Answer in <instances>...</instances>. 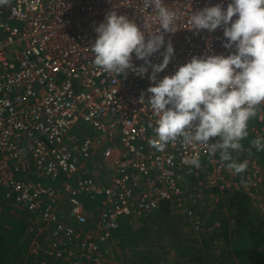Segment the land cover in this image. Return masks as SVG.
<instances>
[{
    "label": "built area",
    "instance_id": "built-area-1",
    "mask_svg": "<svg viewBox=\"0 0 264 264\" xmlns=\"http://www.w3.org/2000/svg\"><path fill=\"white\" fill-rule=\"evenodd\" d=\"M164 2L176 13V32L165 36L175 54L158 80L194 56L229 54L223 28L196 32L190 16L230 0ZM113 10L146 34L159 30L152 0H0V189L26 212L34 240L25 256H42V264H103L123 222L163 204L197 235L211 231L196 202L216 190L254 196L263 177L249 149L236 151L233 160L248 164L236 174L203 145L150 144L157 119L148 105L151 68L137 75L144 61L134 54L121 76L94 64V29ZM163 51L150 57L153 64ZM248 133L264 137V104ZM193 157L199 168L185 163Z\"/></svg>",
    "mask_w": 264,
    "mask_h": 264
},
{
    "label": "clouds",
    "instance_id": "clouds-1",
    "mask_svg": "<svg viewBox=\"0 0 264 264\" xmlns=\"http://www.w3.org/2000/svg\"><path fill=\"white\" fill-rule=\"evenodd\" d=\"M152 6L160 27L150 34L134 20L110 11L94 29V64L121 76L133 68L134 54L144 61L134 69L137 75L143 78L151 68L148 79L155 86L147 89L148 105L157 119L150 144L161 148L177 141L183 146L203 145L213 154L219 152L228 169L245 172L247 161L235 162L232 153L243 150L241 141L249 135V122L264 104V0H230L227 7L217 4L193 11L192 30L214 33L223 28L222 46L229 54L194 56L162 80L157 74L167 69L175 54L165 36L176 32V13L164 0H152ZM161 49L162 63L153 64L150 57ZM251 147L264 151V137L252 140ZM185 163L200 167L197 157Z\"/></svg>",
    "mask_w": 264,
    "mask_h": 264
},
{
    "label": "trees",
    "instance_id": "trees-1",
    "mask_svg": "<svg viewBox=\"0 0 264 264\" xmlns=\"http://www.w3.org/2000/svg\"><path fill=\"white\" fill-rule=\"evenodd\" d=\"M262 164L264 165V163ZM216 192L222 197L217 203V210H214L215 212L212 211V215L209 217V220L206 219V223L213 227L219 223V227H215L211 231L205 230L201 233L200 236L203 248L206 252L216 251L217 246L215 242L222 239L227 245V249L223 252L224 256L222 259L216 258L214 260L217 264H219V262L220 264H264V220L261 218V213L258 209L254 207L251 196L244 192L237 191L234 193H221L219 190H216ZM9 209L5 211L3 209L1 211L2 215L0 216V264H15L16 260L26 257L25 254L27 252L25 251V253L17 255L11 249L13 243L15 244L16 242V237L20 235V228L18 227L17 231H12V228L9 227L11 225L10 223H13L10 222L13 210L12 208ZM170 213L168 204H163L160 211L148 216L139 217L140 225L137 226L136 224V227L135 223L137 222L130 224L128 221H124L120 229L116 231L115 236L124 232L127 236L117 237H122L120 243L122 247L128 246L131 242L130 236H132L134 232L136 233L137 229L140 230L139 233H145L147 235L148 233H153L155 230L153 226L155 224L163 223L166 224L167 227H171L173 221L170 222L171 224L167 221H154V219L157 218H161V221H165L166 217L168 220V216L171 215ZM150 217L151 219H149ZM157 230L160 231L161 227ZM173 231L174 230H171L170 232ZM140 237L144 240L148 239V237L143 235ZM198 253L199 256L193 259V262L196 264L197 262L202 263L204 260V256L200 255V250ZM32 259L36 258H30L29 260Z\"/></svg>",
    "mask_w": 264,
    "mask_h": 264
},
{
    "label": "rangeland",
    "instance_id": "rangeland-1",
    "mask_svg": "<svg viewBox=\"0 0 264 264\" xmlns=\"http://www.w3.org/2000/svg\"><path fill=\"white\" fill-rule=\"evenodd\" d=\"M241 143L243 145V150L245 149L247 151H252L255 155L256 160L258 161V164H261L263 167V177L261 183L259 184L258 190L255 193V201H257L256 203L257 205H259V207L264 208V165L262 164L264 163V151L258 152L255 148L253 149L248 139L241 141ZM232 156L233 158H239V154L237 152H233ZM204 197V199L198 200L194 207L201 215L202 219L206 221V219L209 220V217H211L212 211L215 212L214 210H217V203L222 196L219 195L218 192H211L204 194ZM168 217V220L166 217L165 221L161 222L167 221L168 223H170L171 221H174L176 219L173 218L172 215H169ZM179 221L184 225V227H181L175 232H167V230H163L160 232L159 230L155 229L152 234L148 233L147 236L145 233H139L140 230L137 229L136 233L134 232L132 236L129 235L131 239L130 244L124 247L120 245L122 237L117 236L125 237L127 235L124 234V232H122V234L120 235H116L113 239V255L107 256L108 261H105L103 264H196L195 262H193V259L199 256V250L201 252L200 255L204 256V260L202 261V263L197 262V264H217L214 260L216 258L222 259V257L224 256V254L222 253L225 251V249H227V245L225 244V242L222 239L217 240L215 242V245L217 246L216 251L213 250L210 252H206L203 248L202 239L200 236L201 233L198 236L190 227V225L188 223H185L183 219ZM136 222L137 223H135V227L136 224L137 226L140 225L138 218H136ZM209 226L210 225H207L206 228L208 229ZM142 235L148 237V239L144 240L142 237H140ZM171 237H173L172 240ZM30 247L31 245H29L28 243L27 248L29 249ZM161 247H166V249L168 248V250L164 249L162 253L160 252ZM219 250H221L220 253ZM20 254L21 252L19 253L18 251L17 255ZM20 260L21 259L16 260L15 262H19Z\"/></svg>",
    "mask_w": 264,
    "mask_h": 264
},
{
    "label": "crops",
    "instance_id": "crops-1",
    "mask_svg": "<svg viewBox=\"0 0 264 264\" xmlns=\"http://www.w3.org/2000/svg\"><path fill=\"white\" fill-rule=\"evenodd\" d=\"M255 138L256 137L254 135L249 133L246 140L248 139L250 141V144H251V141L254 140ZM251 199H252V203H253L254 207L256 209H258V211L261 213L260 214L261 218L264 220V208L259 207V205H257V203H256L257 201H255L256 200L255 195L251 196ZM9 208H12V210H13V215L11 216V219H10V222H13V223H10L11 225L9 227L12 228V231H15V230L17 231V228L18 227L20 228V232H19L20 235H18L16 237V239H15L16 242H15V244L13 243L11 249L16 254H18V251H19V253L21 252V254H22L28 250V248H27L28 243H29V245H32L33 240H34L33 235L28 231L29 224H28L26 212L17 208L16 206H14L12 204L6 203L4 201V198H3L2 190L0 189V216L2 215L1 211L3 209L5 211ZM9 210H11V209H9ZM149 219H151V217ZM149 219H148V221H149ZM161 220H162L161 218L154 219L155 222H161ZM173 224L176 226V228ZM173 224L171 227H167L166 224H163V223L155 224L153 226V228L158 229L159 227H161L160 232L163 230H167V232L174 230L173 232H175L176 230H179L181 227H184V225L180 221H178V219H175V221H173ZM216 226L219 227V223H217ZM25 235H26V237H25ZM172 239H173V237H171V240ZM23 242H24V244H23ZM164 249H166V247H161L160 252H162ZM166 250H168V248ZM220 251L221 250H219V253H220ZM222 254H224V253H222ZM107 261H108V259H107ZM15 264H42V256H40L39 258H36V259H32V260H29L28 257H24L19 262L17 261Z\"/></svg>",
    "mask_w": 264,
    "mask_h": 264
}]
</instances>
